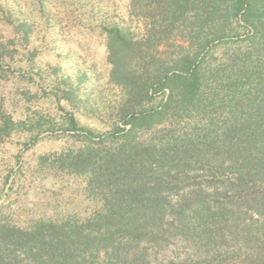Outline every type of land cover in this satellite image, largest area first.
<instances>
[{
  "label": "trees",
  "instance_id": "trees-1",
  "mask_svg": "<svg viewBox=\"0 0 264 264\" xmlns=\"http://www.w3.org/2000/svg\"><path fill=\"white\" fill-rule=\"evenodd\" d=\"M129 1L137 28L106 29L113 125L71 115L77 146L42 158L94 211L0 220V264H153L178 242L166 264H264V0ZM3 117L0 139L22 125Z\"/></svg>",
  "mask_w": 264,
  "mask_h": 264
},
{
  "label": "rangeland",
  "instance_id": "rangeland-1",
  "mask_svg": "<svg viewBox=\"0 0 264 264\" xmlns=\"http://www.w3.org/2000/svg\"><path fill=\"white\" fill-rule=\"evenodd\" d=\"M129 2L0 0V124L5 114L22 123L0 139V220L26 227L94 211L84 179L42 158L77 146L66 124L71 115L95 132L113 125L120 92L110 82L106 29L137 28ZM189 252L178 242L151 260L166 264Z\"/></svg>",
  "mask_w": 264,
  "mask_h": 264
}]
</instances>
